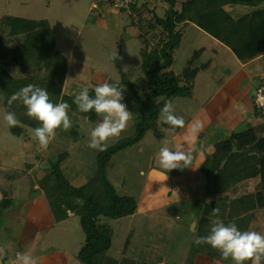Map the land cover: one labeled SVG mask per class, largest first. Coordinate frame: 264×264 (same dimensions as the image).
Instances as JSON below:
<instances>
[{"label": "crops", "instance_id": "crops-1", "mask_svg": "<svg viewBox=\"0 0 264 264\" xmlns=\"http://www.w3.org/2000/svg\"><path fill=\"white\" fill-rule=\"evenodd\" d=\"M179 1L172 7L169 0H139L133 12L126 11L130 16L129 22L126 23L123 18L125 10H117L107 4L97 8L93 6L94 0H49L44 18L35 19L48 21L55 48L67 56L63 91L77 94L83 87H88L87 83H90L89 86L92 87L110 79L109 76L103 75L101 77L103 80L100 81L98 80L100 77H96L91 70L88 72L87 69L97 68L90 61L79 57L75 62V39L83 31L82 26L90 24L95 30L96 27L102 28L101 33L94 32L86 35L90 29L85 32L86 46L88 41L94 42L93 39L107 44L111 39L104 33L107 34L108 31L119 33L122 35L119 43L121 52L123 44L134 43L133 46L141 57L142 64V50L149 51L160 40H166V33L161 31V26H152L155 19L166 17L170 8L182 13L181 19L175 26V30L180 32L181 37L172 50L173 62L168 69H172L178 76H182L186 68H196L197 72L190 83L191 89L188 95H177L167 101L175 104V114L184 118L185 127L179 128L173 135L169 134L166 128L161 127L164 132L161 138L171 142L163 143L162 146L173 147L183 144L186 150L189 145L184 144L183 137L187 134L191 123L199 119L203 123V129L191 145L194 168L186 167L166 172L157 161L162 147L160 146L155 153L158 156L151 162L143 187L137 196V210L130 216L146 215L148 218L149 214L153 216V212L163 209L161 216L165 218L173 208L172 211L179 220L182 219V215L186 217L182 224L185 240L183 246H185L184 250H180L181 256L169 258L167 254H164L163 257L160 256L154 261L158 264H167L168 261H171V264H234L231 258L222 259L220 252L209 244L197 245L193 241L197 236H207L211 221L217 219L213 216L210 207L212 204L224 201L230 205H236L237 202L233 200L241 199L240 196H242L239 190L235 189L237 183L234 186L239 178L231 179L232 183H230L227 180L228 175L226 176V173L228 174V171L233 168L231 159L236 157V154L234 155V152L228 149L218 151L219 142L251 129L264 133V120L256 118L258 110L252 101L253 91L261 75L264 74V0H193L186 3L183 10ZM84 2L83 23L79 26L76 35H67L70 22L76 18V14H83L82 9L78 10L77 7L84 5ZM20 3L24 5L27 1L20 0ZM158 4H163L162 14L157 12ZM12 16L29 17L20 13H14ZM56 16H61L63 22H66L63 23V29L60 30L59 35L56 34L52 24ZM184 44L186 47L183 46ZM183 50L190 54L188 58H195L197 63L196 65L191 63L188 67L182 66L181 70H177L174 66L176 55L178 51ZM138 70L139 73L136 69L129 68V71L121 69V76L116 80L124 86V98L121 102L127 106L128 111L132 112V118L116 142L131 136L135 131V111L131 103L133 94L129 90L128 82L145 85L141 65ZM82 79L89 81L82 83ZM176 97L184 98V103L182 101L178 105L174 101ZM1 118H3L2 115H0V122ZM100 119L98 116L96 121ZM96 121L88 119L87 122L96 125ZM82 126L85 134L81 137L82 140L78 139V141L81 140L80 142L89 137L87 124ZM73 140L70 130L64 131L61 128L56 130V136L51 139L47 149H42L35 139L33 143L36 148L30 151L28 141H24L23 147L26 154L34 155L35 159L28 160L23 155L24 167L20 170L17 164L13 165L16 159L11 161L12 157L10 159L8 157L12 152L9 149L5 150L4 144L0 145V249L7 253L2 264H17V253L25 252H31L37 264H104L109 256L117 259L118 264H122L125 254L120 257L111 255V245L105 246L106 237L96 238L84 232L87 237L83 246L75 243L65 246L60 243L64 237L65 226L75 230L73 227L77 224L75 218L77 214L69 211L67 217L59 219L50 205L44 183L47 181L54 183L57 177L70 178L72 174L66 166L62 167L60 162L55 166L53 164L65 152L73 155L71 148L73 143L77 142ZM245 160L243 164L241 163L242 170L251 167V164ZM11 169L16 170L14 177H10L9 173L6 174L3 171ZM142 173L146 174L144 171ZM251 173L246 178L254 181L256 186L257 182H260V172L258 170ZM3 185L6 186L5 190ZM260 187L257 186V190ZM250 192L254 191L251 190L243 195ZM212 197L217 200L213 202ZM251 211H255L256 216L253 217L252 213V221L242 231H256L264 235L262 208L247 209L243 214ZM109 219L113 218L99 216L97 225L99 230L111 239L114 230L107 225ZM119 219L115 218L116 221ZM220 220L223 221V218ZM75 231L80 237L78 230ZM133 234H135L134 229ZM94 249L97 251L88 258V254ZM120 252L123 253L122 249ZM136 258L129 262L132 263ZM245 264H251V262L246 261Z\"/></svg>", "mask_w": 264, "mask_h": 264}, {"label": "rangeland", "instance_id": "rangeland-1", "mask_svg": "<svg viewBox=\"0 0 264 264\" xmlns=\"http://www.w3.org/2000/svg\"><path fill=\"white\" fill-rule=\"evenodd\" d=\"M26 1L27 3L23 5V3H20V0H0V17H3L5 15L12 16L14 13H20L22 15H27L29 16L28 18H32V19L44 18V16L46 15V11L48 9L47 3H49V0H39V1L25 0V2ZM162 6L163 4H158L157 6V12L159 14H162L163 12ZM77 9L78 10L82 9L83 14L82 13L76 14V18L70 22V27L68 28L67 30L68 32L66 33L67 35L68 34L76 35L79 26L83 23L82 21L84 18L85 2L84 5L81 4L79 7H77ZM123 13H124L123 15L124 21L126 23L129 22L130 16L126 13V11H124ZM63 23L65 24L66 22H63V18L61 16L58 17L56 16L55 19L52 20V24L54 29L56 30L57 35H59L60 30L63 29ZM82 27L84 28L83 31L75 39V49H74V56L76 58L75 62H77L79 57L92 62L94 66H96L97 68L93 67L92 69H87V71L89 72L91 70L96 77H100L98 78V80L100 81L103 80V78H101L103 77V75L104 77L109 76L110 79L107 82L111 84L118 83L116 82V80L121 76V69L125 71H129V68H131V70L136 69V71H138L139 73L138 68L140 69L141 57H139L135 47L133 46L134 43L128 42L127 44H123V48L121 52V48H120L121 45L119 43H120V39L122 38V35L119 33L115 34L112 31L110 32L108 31L107 34L103 32L109 39H111V41H109L107 44L102 43L101 40L93 39L94 42L88 41L87 43L88 45L86 46L85 32L90 29L86 33V35L93 34L94 32L101 33L102 28L96 27L95 30L90 24L84 25ZM19 39L20 38L17 37V39L16 40L14 39V41L17 43L18 41H20ZM32 40L34 41V38H32ZM35 42H36L35 44L40 45V40H35ZM21 43L23 42L21 41ZM183 46L186 47L185 44ZM30 50L34 51L32 47L30 48ZM115 51L117 52L119 59L110 60L108 58L109 55ZM5 55L6 57H11L12 53L11 51H8ZM189 55L190 54L186 50L178 51V54L176 55V63L174 65L177 70H181L182 66L188 67L189 64L191 63H193L191 65H196L197 60H195V58L193 59L188 58ZM33 57H34V53H31L27 60H34ZM103 72H105L106 74ZM47 73L48 70L43 68L40 70L39 75L44 77ZM25 79H27L25 75L18 77L14 82L10 84V86L6 90L0 92V115H2L3 117L1 118L2 121L0 123L4 125L3 126L4 131L0 132L3 133L2 135H0V145L3 146L4 144L5 150L9 149L12 152L11 156L8 157L9 159L12 157L11 161L16 159L17 162L15 161L13 165L16 166L17 164L19 170L24 167L22 162L23 155H25L28 158V160L35 159L34 155L26 154L27 152L23 147V142L28 141V148H29L28 150H30L31 148L30 151H32L36 148L33 143L34 140L36 139L34 134L35 128L30 126L29 124H26L24 121L22 122L21 120L18 119L19 125H21L23 133L21 135H16L11 130V128L6 126V123L4 121V114L5 111H8L5 107V100L7 93L8 92L15 93L20 88L26 86L27 81ZM88 81L89 80L82 79V83H87ZM89 84L90 83H87L88 86ZM94 86L97 85H92V87L90 88L94 89L95 88ZM62 92L66 93L65 91ZM66 94L74 95L70 93H66ZM183 99L184 98L176 97L174 101L178 105H180L182 101L184 103L185 100ZM174 106L175 104L173 105V108ZM134 111L135 112L137 111L136 108H134ZM68 115L72 122V126L69 130H71L72 128L78 130V127L87 124L86 128L88 130V133H90L91 129L95 127L94 123L87 122L89 119L88 117H86L87 115L79 114L76 111L72 110L71 108L68 109ZM256 118L264 120L262 114L259 111L257 113ZM78 134H79L78 131L74 132L75 136H77ZM75 136L73 138H77ZM89 139L90 136L88 137V139L84 140L83 142H80L82 140L81 139L73 143L71 148L73 155L67 154L64 157L65 159L62 158L60 161L62 167L66 166L69 170V173L72 174L69 179L67 178L66 179L68 180V182H70L73 185H79L85 183L87 180L92 179L97 172L98 169L97 156L100 151L92 149L88 146ZM116 140L117 138H110L107 141L108 146L115 144ZM163 143H165V140H163V138H158V136H156L152 130H148L147 133L136 143L131 145H126L123 148L116 150L110 155V157L106 160L105 163L106 176L114 184V186L116 187L117 191L120 194H129L135 197H137L138 194H140V191L143 187L148 172V168L151 162L153 161L154 157L156 159V157L158 156L155 153L158 150V148L163 145ZM230 150L234 152V155L236 154V157L231 159L232 160L231 165L233 166V168L230 171H228V174L226 173V176L228 175L229 178L228 179L225 178V179H227L228 181H230V183H232L233 179L239 178L235 181L234 186L237 183L235 189L239 190L240 192L239 194L242 195L240 196L241 199H243L244 197L246 199V197L248 198V196L256 195L257 192L263 188V185L261 183V177H260V182L257 180L258 182L256 186L254 184V181H249V179L246 178L247 176H249V174H252L251 171L258 172L259 170L258 152L256 151L255 145L252 143H247V145L244 146V149L241 150L230 149ZM245 156L247 161L245 160ZM243 160L251 164L252 168L249 167V169L242 170L241 167L242 164L244 163ZM157 161H159V159ZM3 171L6 174L9 173L10 177L11 176L14 177L16 174L15 169L13 170L11 169L10 171L9 170H3ZM142 171H144L146 174L142 173ZM48 175L50 176V174ZM55 180L53 181L54 183L47 181V183L45 182V184L53 185L55 184ZM257 186L260 187L259 190H257ZM2 187L3 190L6 189L5 185H3ZM251 190H253L254 192H250V194H246L245 196L243 195ZM232 194L233 193H231V195ZM212 198H213L212 199L213 202L214 200L215 201L217 200V198L214 197ZM236 200H240V199L236 198L233 201L235 202ZM54 201L55 202H53V204L56 205V199H54ZM246 203L250 204V201H247ZM216 204H212V206L210 207L212 211L214 208L219 210L218 212L220 216L219 219L223 218L225 224L228 222L229 223L234 222L237 228L241 231L247 226L249 222L252 221V216L253 217L256 216L255 211L254 212L251 211L247 213L245 212V214H243L244 211L247 210V208H244L245 205H241L238 203H235L236 205H230L224 201L223 202L220 201L219 204L218 203ZM172 209L169 211L167 217L165 218L161 216L162 215L161 211H163V209H160L153 212L152 213L153 216L149 214L148 218L146 217V215L145 216L137 215L135 217L126 215L120 217V219L117 221L115 220V218L111 220L109 219L107 225L111 226L114 230V234L111 236V244H110L111 255L113 256L116 255L117 257H120L122 254H125L123 255L122 258V264H130L131 262L129 261L136 257L144 258L149 261H155L160 256L163 257L164 254H167L169 258L172 256L175 258H179L181 256L180 250H184V246H185V245L183 246L184 244L183 242L185 240L183 238L184 230H182V224L185 221L186 217L182 215V219L179 220L175 216V212H173ZM262 215H263L262 219L264 220L263 208H262L261 216ZM78 217L79 215H75L77 224L73 228L75 230H78V233L80 237L82 236V238H80L77 232L73 230L70 226H65L64 237L60 242L65 246L72 245V243L83 246L86 243L85 238L87 237L86 235L87 233L82 229L80 224V219ZM133 229L135 230V234H133ZM130 232L131 234H129ZM128 239L131 244L128 243ZM130 239L132 242L130 241ZM121 249L123 253L120 252ZM167 264H171V261H168Z\"/></svg>", "mask_w": 264, "mask_h": 264}, {"label": "trees", "instance_id": "trees-1", "mask_svg": "<svg viewBox=\"0 0 264 264\" xmlns=\"http://www.w3.org/2000/svg\"><path fill=\"white\" fill-rule=\"evenodd\" d=\"M171 6H175L179 0H169ZM193 0H180L182 10L186 3ZM182 17L181 12L170 8L166 17L155 19L153 27L160 25L161 31L166 33V40H160L156 46L149 51L142 50L143 61L141 71L147 83H130L128 87L132 92V105L136 108L134 113L135 131L131 136L119 139L115 144L107 147L105 151L98 153V169L95 176L83 184L73 185L66 178L57 177L55 184H45L46 193L50 205L59 219L65 218L72 211L79 215L80 224L87 235L96 238H107L105 246L109 247L111 239L105 236L97 225L99 216L120 218L136 212L138 207L137 197L129 194H120L114 184L107 178L105 163L110 155L126 145L136 143L148 130H152L156 136L161 138L164 135L161 127L173 135L179 128L170 129L169 125L163 124L160 120L161 109L165 103L177 95H188L190 83L193 81L196 68H186L182 76H178L168 67L173 62L172 50L179 43L181 34L175 30L176 23ZM20 38L17 43L14 41ZM34 38V41L32 40ZM40 40V45L35 44ZM21 41L23 43H21ZM15 42V43H14ZM33 50H30V48ZM11 51L12 56L6 57ZM34 53V60H27L29 55ZM45 68L48 73L42 77L39 75L41 69ZM67 69V56L55 48V42L50 24L46 19L22 18L5 15L0 17V92L6 90L18 77L25 75L26 85L34 84L45 88L49 92V98L53 103L67 102L70 108L79 114L87 115L95 122L97 115L95 111L87 113L80 112L77 105L73 103L74 95L63 93L64 77ZM184 81V83H182ZM146 87V88H145ZM94 89L89 88V95L94 96ZM13 92H8L5 100V107L8 111L15 113L16 118L26 124L37 128L40 122L26 115V107L20 101L13 102L10 106L7 100ZM16 135H21V125L11 127ZM78 131L77 136L74 132ZM84 128L71 129L70 136L74 140L84 136ZM256 130H249L246 133H237L221 140L218 144V151L225 149H244L247 143L256 147L259 160V172L263 188L256 195L236 200L238 204L245 205L244 208L252 209L262 207L264 211V133ZM77 138H73V137ZM69 152L58 157L54 162L57 165ZM47 183V182H46ZM56 199V205L53 204ZM250 201V204L246 202ZM58 207V208H57ZM219 218L218 216H214ZM131 234V232L129 233ZM131 241V239H130ZM128 243L129 239H128ZM92 250L88 258L92 255ZM92 264V263H91ZM104 264H118V260L107 257ZM131 264H158L144 258H137Z\"/></svg>", "mask_w": 264, "mask_h": 264}, {"label": "clouds", "instance_id": "clouds-1", "mask_svg": "<svg viewBox=\"0 0 264 264\" xmlns=\"http://www.w3.org/2000/svg\"><path fill=\"white\" fill-rule=\"evenodd\" d=\"M110 60L119 59L117 52L108 57ZM108 82L99 84L94 88V96L89 95V88L83 87L74 95L73 103L77 105L80 112L87 113L95 111L101 119L91 129L88 146L92 149L105 151L108 147L107 141L110 138H119L126 129L128 121L132 118V112L122 103L124 86ZM20 101L26 107V115L40 122V127L34 129L35 138L42 149H47L51 139L55 138L56 130L67 131L71 128L72 122L68 115L70 105L67 102L53 103L49 98V92L34 84H28L13 93L8 98L10 106L13 102ZM264 106V100L261 101ZM161 122L169 125L170 129L184 128L185 120L182 116L175 114L171 102H167L161 109ZM4 121L9 128L19 124L15 113L5 111ZM203 129V123L195 119L187 134L183 137L184 144L189 145L185 150L184 145L173 147L162 146L159 150V165L162 169L169 171L193 167V144L195 138ZM171 143L165 141V144ZM194 168V167H193ZM218 209H213V216H218ZM195 244H209L217 249L221 258H229L234 264H262L264 261V235L256 231H241L236 224H225L219 218L211 221L210 232L207 236H197ZM7 253L0 249V264H2ZM17 264H37V260L31 252L17 253Z\"/></svg>", "mask_w": 264, "mask_h": 264}, {"label": "built area", "instance_id": "built-area-1", "mask_svg": "<svg viewBox=\"0 0 264 264\" xmlns=\"http://www.w3.org/2000/svg\"><path fill=\"white\" fill-rule=\"evenodd\" d=\"M139 0H94L93 6L99 8L103 4L110 5L117 10L133 12L138 6ZM264 100V74L261 75L258 85L253 91L252 101L255 108L264 118V106L261 101Z\"/></svg>", "mask_w": 264, "mask_h": 264}, {"label": "bare ground", "instance_id": "bare-ground-1", "mask_svg": "<svg viewBox=\"0 0 264 264\" xmlns=\"http://www.w3.org/2000/svg\"><path fill=\"white\" fill-rule=\"evenodd\" d=\"M4 130V128L2 127V125H0V132H2Z\"/></svg>", "mask_w": 264, "mask_h": 264}]
</instances>
